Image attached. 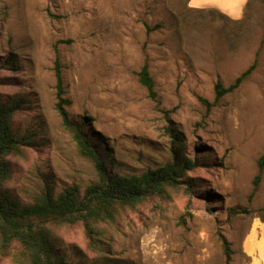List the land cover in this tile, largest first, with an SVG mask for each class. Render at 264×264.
<instances>
[{"label": "rangeland", "instance_id": "rangeland-1", "mask_svg": "<svg viewBox=\"0 0 264 264\" xmlns=\"http://www.w3.org/2000/svg\"><path fill=\"white\" fill-rule=\"evenodd\" d=\"M189 3L0 0V103L24 144L7 158L10 197L29 205L98 182L57 110V70L69 118L110 174L199 162L177 188L96 224L93 241L82 224L49 228L67 264H264V0L238 19ZM145 65L155 98L139 80ZM0 264L28 262L13 245Z\"/></svg>", "mask_w": 264, "mask_h": 264}, {"label": "trees", "instance_id": "trees-1", "mask_svg": "<svg viewBox=\"0 0 264 264\" xmlns=\"http://www.w3.org/2000/svg\"><path fill=\"white\" fill-rule=\"evenodd\" d=\"M254 68L255 66H251L245 71L228 90H224L221 84H218L217 97L237 88ZM139 80L147 88L151 98H155V83L147 65L140 71ZM57 89V110L62 117L63 125L73 134L80 154L95 164L98 182L84 191L78 188L68 189L57 198L47 191L29 205H23L10 197L3 189L10 175L7 158L21 153L24 144L14 136L11 129L10 119L14 110L0 103V251L7 255L8 250L17 245L27 258L28 264H67L63 257H59L53 251L48 231L52 226L82 224L86 236L93 241L96 224L113 221L118 209L133 207L149 196L163 194L167 187L177 188L184 183L180 179L184 178L185 174L199 167L197 160L181 157L175 158L164 167L148 170L141 175L110 174L103 157L84 137L77 121L69 118L65 110L69 100L63 97V82L58 70ZM169 131L173 133L174 130ZM172 139L174 144L179 143V133L173 134ZM263 170L264 155L259 161L256 185L261 180ZM262 221L264 223V214ZM222 240L229 261L232 251L227 240L225 238Z\"/></svg>", "mask_w": 264, "mask_h": 264}, {"label": "crops", "instance_id": "crops-1", "mask_svg": "<svg viewBox=\"0 0 264 264\" xmlns=\"http://www.w3.org/2000/svg\"><path fill=\"white\" fill-rule=\"evenodd\" d=\"M249 0H190L193 9H217L231 18L238 19L244 13Z\"/></svg>", "mask_w": 264, "mask_h": 264}]
</instances>
